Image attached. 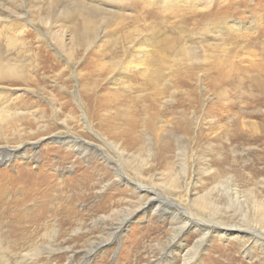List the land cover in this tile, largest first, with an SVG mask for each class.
Returning <instances> with one entry per match:
<instances>
[{
	"label": "rangeland",
	"instance_id": "rangeland-1",
	"mask_svg": "<svg viewBox=\"0 0 264 264\" xmlns=\"http://www.w3.org/2000/svg\"><path fill=\"white\" fill-rule=\"evenodd\" d=\"M0 56V264H264V0H0Z\"/></svg>",
	"mask_w": 264,
	"mask_h": 264
},
{
	"label": "bare ground",
	"instance_id": "bare-ground-1",
	"mask_svg": "<svg viewBox=\"0 0 264 264\" xmlns=\"http://www.w3.org/2000/svg\"><path fill=\"white\" fill-rule=\"evenodd\" d=\"M58 1H59V3H58ZM60 1L62 3H60ZM113 1L116 2L119 0H113ZM65 2H66V0H55L56 8L63 6ZM76 11L83 12L84 14H86L85 20H84L83 26H82V32L85 33L87 31L93 30L95 28L96 25H95L93 18L94 17L96 18L99 14H101L103 12V9L101 7H98V6H87L86 4H78V5H76ZM1 72H3L4 75L7 74L9 76H17V77L19 76L17 68L14 67L13 65H9V64L4 65L2 63V58L0 56V73ZM237 197H238V194H237ZM233 205H235V207H238V206H241L242 203H237V205L233 203ZM195 206L199 210H204L209 206V203H208L207 199H202L201 202L196 203ZM54 233H57V231H55ZM55 237H56V235L54 234L51 239H54Z\"/></svg>",
	"mask_w": 264,
	"mask_h": 264
}]
</instances>
